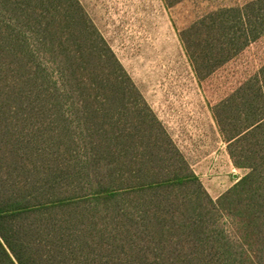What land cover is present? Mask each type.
I'll use <instances>...</instances> for the list:
<instances>
[{"label": "trees", "instance_id": "obj_1", "mask_svg": "<svg viewBox=\"0 0 264 264\" xmlns=\"http://www.w3.org/2000/svg\"><path fill=\"white\" fill-rule=\"evenodd\" d=\"M263 37L264 0L179 32L200 82ZM212 112L216 200L80 0H0V264H264V65Z\"/></svg>", "mask_w": 264, "mask_h": 264}, {"label": "rangeland", "instance_id": "obj_2", "mask_svg": "<svg viewBox=\"0 0 264 264\" xmlns=\"http://www.w3.org/2000/svg\"><path fill=\"white\" fill-rule=\"evenodd\" d=\"M245 1L80 0L215 200L246 171L233 165L212 108L264 65V37L200 82L179 32L206 11Z\"/></svg>", "mask_w": 264, "mask_h": 264}, {"label": "water", "instance_id": "obj_3", "mask_svg": "<svg viewBox=\"0 0 264 264\" xmlns=\"http://www.w3.org/2000/svg\"><path fill=\"white\" fill-rule=\"evenodd\" d=\"M236 177V176H235Z\"/></svg>", "mask_w": 264, "mask_h": 264}]
</instances>
